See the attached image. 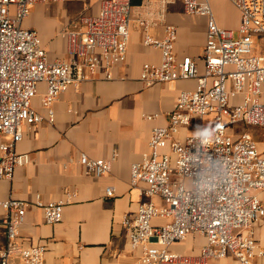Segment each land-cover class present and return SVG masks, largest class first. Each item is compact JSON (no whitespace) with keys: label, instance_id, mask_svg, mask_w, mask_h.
Here are the masks:
<instances>
[{"label":"built area","instance_id":"obj_1","mask_svg":"<svg viewBox=\"0 0 264 264\" xmlns=\"http://www.w3.org/2000/svg\"><path fill=\"white\" fill-rule=\"evenodd\" d=\"M62 1L0 0V179L12 178L16 168L29 162L15 145L23 127L43 120L31 106L38 83L45 84L40 103L52 123V105L60 94L96 72L112 80L113 68L126 58L129 0H101L95 15L82 16L63 31L65 57L49 60L37 31L22 22L32 5ZM228 1L239 13L236 37L234 30L218 26L209 0H182L185 13L207 19L202 54L196 59L175 55L172 25L164 26L160 39L143 37V45L158 49L161 60L142 66L141 82L149 86L192 79L196 85L179 92L168 125L152 127L147 152L130 167L129 184L140 199L136 212L124 215L122 224L130 248L140 251L137 264H207L227 255L238 264H254L264 256L254 238V225L264 219L257 196L264 190V154L245 130L264 127V0ZM253 35L260 37L259 49L253 47ZM206 117L213 121L205 122ZM236 123L244 128L234 135L229 129ZM115 156L91 159L81 153L78 162L100 177L110 171ZM73 196L67 192L65 201L56 202L36 197L34 206L46 224H55ZM105 196H114L113 186L105 188ZM26 207L21 200H0L5 235L0 264H44L43 246L27 247L19 240ZM194 234L205 239L197 256L171 250Z\"/></svg>","mask_w":264,"mask_h":264},{"label":"crops","instance_id":"obj_2","mask_svg":"<svg viewBox=\"0 0 264 264\" xmlns=\"http://www.w3.org/2000/svg\"><path fill=\"white\" fill-rule=\"evenodd\" d=\"M92 1L71 11L64 0L34 4L22 26L37 31L49 60L63 58L67 47L63 31L71 29L80 17L98 12L101 0ZM225 1L235 13L237 28L238 10ZM130 14L126 58L113 68L112 80L96 72L78 87L60 94L52 105V123L40 103L45 84H37L31 106L43 120L23 127L22 139L15 145L16 153L28 154L29 162L16 168L12 178L0 179V200L13 198L27 204L19 240L27 247L43 246L44 264H137L140 256L139 250L130 248L122 224L124 215L136 212L140 199L138 190L129 184L130 167L147 152L152 127L168 125V115L179 92L192 90L196 85L192 79L149 86L141 82L142 66L158 65L161 60L158 49L143 45V37L160 39L164 26L172 25L177 34L175 55L196 59L202 54L207 19L185 13L182 0H139V4H130ZM52 15L55 18H49ZM197 66L202 72L201 60ZM145 115L158 117L147 120ZM257 148L264 154L258 145ZM81 153L91 159L110 160L113 153L116 156L110 171L95 177L79 164ZM109 185L114 187L113 197L105 196ZM67 192L74 196L64 205L61 221L46 224L42 211L34 206L36 197L44 202L65 201ZM257 196L264 206V190L258 191ZM3 215L0 209V247L5 244ZM254 238L264 249V219L254 225ZM204 243L203 236L189 235L173 244L171 250L197 256ZM262 263L264 256L254 259V264ZM207 264L238 263L227 255Z\"/></svg>","mask_w":264,"mask_h":264},{"label":"rangeland","instance_id":"obj_3","mask_svg":"<svg viewBox=\"0 0 264 264\" xmlns=\"http://www.w3.org/2000/svg\"><path fill=\"white\" fill-rule=\"evenodd\" d=\"M91 2H94V1L92 0H64V3L68 5L67 6L68 11H71L73 9L75 10L81 9L85 5L91 4ZM209 3L211 5L214 18L216 19V22L218 23V25L226 29L232 28V30H234V37H236L237 31L235 27L237 24V20H236L235 13L232 10L231 6L225 0H209ZM49 18L53 19L55 17L54 15H52ZM56 19L58 18L56 17ZM252 42H253V47L255 49H259V46L261 44L260 37H258L257 35H253ZM204 121L211 122L213 120L211 117H206L204 118ZM240 128H242V124L236 123V125H234L231 129H229V132H232L234 135H236ZM245 129L247 132L253 135L257 145L259 146V149L264 151V127L246 126Z\"/></svg>","mask_w":264,"mask_h":264},{"label":"trees","instance_id":"obj_4","mask_svg":"<svg viewBox=\"0 0 264 264\" xmlns=\"http://www.w3.org/2000/svg\"><path fill=\"white\" fill-rule=\"evenodd\" d=\"M130 4L131 5L139 4V0H130Z\"/></svg>","mask_w":264,"mask_h":264}]
</instances>
